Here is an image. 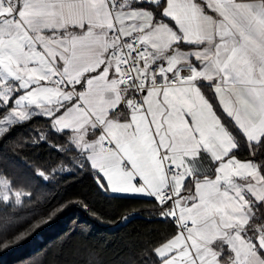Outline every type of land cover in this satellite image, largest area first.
I'll return each instance as SVG.
<instances>
[{"label": "snow or ice", "instance_id": "obj_1", "mask_svg": "<svg viewBox=\"0 0 264 264\" xmlns=\"http://www.w3.org/2000/svg\"><path fill=\"white\" fill-rule=\"evenodd\" d=\"M32 108L102 191L156 200L158 264H264V0H0V137Z\"/></svg>", "mask_w": 264, "mask_h": 264}, {"label": "trees", "instance_id": "obj_2", "mask_svg": "<svg viewBox=\"0 0 264 264\" xmlns=\"http://www.w3.org/2000/svg\"><path fill=\"white\" fill-rule=\"evenodd\" d=\"M32 115L0 137V174L15 177L24 193L20 204L0 201V264H158L152 250L176 226L156 217V200L102 191L95 171L77 166L76 152L60 150L70 145L48 118ZM248 147L241 140L237 156L250 159ZM40 170L48 180L36 175Z\"/></svg>", "mask_w": 264, "mask_h": 264}, {"label": "crops", "instance_id": "obj_3", "mask_svg": "<svg viewBox=\"0 0 264 264\" xmlns=\"http://www.w3.org/2000/svg\"><path fill=\"white\" fill-rule=\"evenodd\" d=\"M208 98H209V102L212 103V101L210 100L209 96H208ZM213 107L215 109L214 104H213ZM31 111H32V114L33 113H39L38 110H36L35 108H32ZM217 115H219L218 112H217ZM126 117H127V112L125 111L124 116L122 117V119L126 118ZM237 159H241L242 161L246 160V159H242V158H240L238 156H237ZM190 166L192 168H194L196 170V173H198V174H209L210 175L212 173V171L214 170L216 165L211 160L210 156H206L204 154H201V156L199 158H197L196 160L191 162ZM185 183L187 184L188 181H186ZM111 193H113V192H111ZM113 194L130 196L128 194H122V193H113ZM137 197L149 198V197H146V196H137ZM246 198H250V197H246ZM253 211L256 212V208H254Z\"/></svg>", "mask_w": 264, "mask_h": 264}, {"label": "built area", "instance_id": "obj_4", "mask_svg": "<svg viewBox=\"0 0 264 264\" xmlns=\"http://www.w3.org/2000/svg\"><path fill=\"white\" fill-rule=\"evenodd\" d=\"M156 217H157V218H164V217L162 216V214H161V213H159V214H156Z\"/></svg>", "mask_w": 264, "mask_h": 264}, {"label": "rangeland", "instance_id": "obj_5", "mask_svg": "<svg viewBox=\"0 0 264 264\" xmlns=\"http://www.w3.org/2000/svg\"><path fill=\"white\" fill-rule=\"evenodd\" d=\"M5 127H7V126H5ZM3 190V188L2 187H0V191H2Z\"/></svg>", "mask_w": 264, "mask_h": 264}]
</instances>
